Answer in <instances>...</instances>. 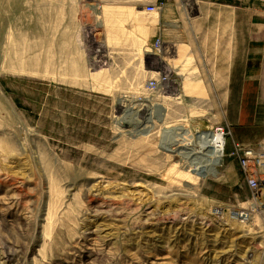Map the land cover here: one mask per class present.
<instances>
[{"label":"rangeland","instance_id":"rangeland-1","mask_svg":"<svg viewBox=\"0 0 264 264\" xmlns=\"http://www.w3.org/2000/svg\"><path fill=\"white\" fill-rule=\"evenodd\" d=\"M148 2L0 0V264H264V181L252 190L235 155L264 137L235 136L218 74L240 32L202 0L184 21L202 25L194 54L159 32L148 45L164 5L138 13ZM179 126L224 129L217 175L170 148Z\"/></svg>","mask_w":264,"mask_h":264},{"label":"crops","instance_id":"crops-1","mask_svg":"<svg viewBox=\"0 0 264 264\" xmlns=\"http://www.w3.org/2000/svg\"><path fill=\"white\" fill-rule=\"evenodd\" d=\"M98 1H102V7L106 2L113 4L117 9L116 13L122 15L127 11L131 12L137 7L138 1L142 0ZM201 1L152 0L145 3L142 8L151 3L164 4L157 24L145 25L149 34L146 43L152 45L159 32L163 36L164 43L182 45L185 49L193 48L198 38L195 32L201 30L202 25L190 26V23L184 21L189 16L191 7L206 11L209 6L199 4L202 3ZM235 1L237 0L208 2L216 10L217 8L222 10L220 15L223 19H220V28L224 31L240 32L241 37L240 39H222L219 42L218 74L226 80V95L239 97L232 122L235 136L240 141L255 142L264 137V122H262L264 118V5L260 0H244L239 6L235 5ZM137 12L144 11L138 9ZM234 17L236 23H233ZM102 24H104L103 21L99 26ZM209 28L211 31H217L219 26L215 23ZM195 49V47L192 49L191 54H194Z\"/></svg>","mask_w":264,"mask_h":264},{"label":"bare ground","instance_id":"bare-ground-1","mask_svg":"<svg viewBox=\"0 0 264 264\" xmlns=\"http://www.w3.org/2000/svg\"><path fill=\"white\" fill-rule=\"evenodd\" d=\"M158 120L160 122L164 121L163 114ZM147 122V126L149 127L148 131H151L153 128L152 123L154 122V111H152ZM208 131L187 130L184 126H179L170 144V148L182 155L187 161V164L192 168L191 171L197 169L199 170V175L201 173H207L215 176L218 174L215 164L222 160L225 139L218 131L216 132L219 134L206 133Z\"/></svg>","mask_w":264,"mask_h":264},{"label":"built area","instance_id":"built-area-1","mask_svg":"<svg viewBox=\"0 0 264 264\" xmlns=\"http://www.w3.org/2000/svg\"><path fill=\"white\" fill-rule=\"evenodd\" d=\"M264 5V0H260ZM162 3L157 4H147L143 10L146 14L152 15L159 13L162 8ZM153 46L156 51H160V39L156 40ZM170 81L168 75H159L158 79H151L149 81V86L151 88H157L160 84H167ZM216 131H219L225 138V147H226V136L223 128L218 127ZM236 153V152H235ZM239 159V165L242 173L245 176L248 186L252 190H258L261 187L262 182L264 181V142H261L257 145L248 146L246 148H240L235 154ZM239 218L242 222L249 220L250 213L243 211L239 213Z\"/></svg>","mask_w":264,"mask_h":264}]
</instances>
